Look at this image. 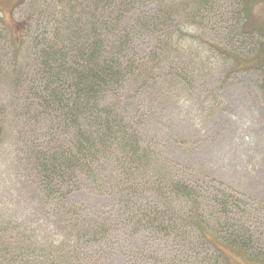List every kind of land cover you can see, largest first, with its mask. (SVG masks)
Instances as JSON below:
<instances>
[{
    "label": "trees",
    "instance_id": "obj_1",
    "mask_svg": "<svg viewBox=\"0 0 264 264\" xmlns=\"http://www.w3.org/2000/svg\"><path fill=\"white\" fill-rule=\"evenodd\" d=\"M262 1L34 0L20 43L0 22V264H218L217 244L262 256L251 204L175 160L187 148L169 137L179 98L217 81L213 58L234 60L228 78L237 39L264 38ZM216 90L197 113L213 116Z\"/></svg>",
    "mask_w": 264,
    "mask_h": 264
},
{
    "label": "rangeland",
    "instance_id": "obj_2",
    "mask_svg": "<svg viewBox=\"0 0 264 264\" xmlns=\"http://www.w3.org/2000/svg\"><path fill=\"white\" fill-rule=\"evenodd\" d=\"M32 1L34 0H0V22L10 30L19 43L22 19L26 14L31 13ZM250 23L264 28V0L252 8ZM187 32L195 34L194 30L189 29ZM251 36L245 35L237 39V43L233 42L238 54L237 61L240 60L238 63L240 67L233 68L226 78L225 74L234 66V60L220 56L213 58L217 59L214 62V74L217 81L211 85L212 87L201 86L196 89L192 100L188 96L180 97L177 102L180 114L178 112L174 117L177 109L173 107L171 116L175 127L169 133V137L178 136L176 141L183 139L184 148H187L178 151L177 146L173 144L172 149L176 155L174 159L179 162L187 160V163L190 161L192 165L205 164L206 170L214 172L224 183L231 184L234 187L233 195L238 201L251 204L252 213L262 221L261 225L253 227L255 231L262 232L260 245H258V248L262 250V256L255 258L253 255H256V252L250 255L251 252L246 254L217 244L224 252L220 254L222 261L218 264L225 262L227 264H264V65H257V62L252 61L259 47L264 44V38L258 33ZM224 37L211 33L203 35L208 42L225 46L229 42ZM207 45L201 42V51L207 50L209 48ZM194 48L193 45H189L191 52ZM259 56L263 58L264 53H259ZM247 58L251 60L249 64L245 62ZM217 88L220 90H216ZM200 89L201 91L214 89L218 93V107L212 117L207 115L208 111L197 113L195 110L196 107H201L197 104L198 101H195ZM202 100L201 95V102ZM192 102H195L194 105ZM203 102L205 105L208 104L206 98ZM210 102L212 103L211 100ZM187 107L189 110L192 109L191 115L188 112L184 113L183 110ZM167 111V113L171 112L169 109ZM203 119L205 123H201ZM193 120L196 121V125ZM5 149L2 148L0 153L3 159L6 156L9 160L1 163L3 159L1 160L0 155V177L5 174V170L7 171L5 167H8L7 165L11 162L10 155ZM8 190L7 187L0 186L2 199L8 200ZM15 212H20V209ZM210 251L214 253L218 250L211 248Z\"/></svg>",
    "mask_w": 264,
    "mask_h": 264
}]
</instances>
